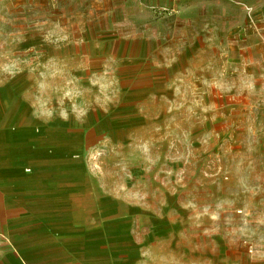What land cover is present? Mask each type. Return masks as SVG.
Here are the masks:
<instances>
[{
    "label": "rangeland",
    "instance_id": "1",
    "mask_svg": "<svg viewBox=\"0 0 264 264\" xmlns=\"http://www.w3.org/2000/svg\"><path fill=\"white\" fill-rule=\"evenodd\" d=\"M27 247L264 264V0H0V258Z\"/></svg>",
    "mask_w": 264,
    "mask_h": 264
},
{
    "label": "crops",
    "instance_id": "2",
    "mask_svg": "<svg viewBox=\"0 0 264 264\" xmlns=\"http://www.w3.org/2000/svg\"><path fill=\"white\" fill-rule=\"evenodd\" d=\"M37 235H29V236H26V237H23L22 236V239H21V241L24 243L25 241H27V242H31V241H33V240H36V239H38V238H41L42 236H37ZM169 237V239H168V241H169V243H170V246L172 245V243H173V241H175V239H176V241H177V251H179V250H183L184 249V244H179V241H181L182 242V240H180V236H175V237H173L172 235H170V236H168ZM151 238L153 239L154 238V235L152 234L151 235ZM182 238V237H181ZM20 241V243H22ZM172 247V246H171ZM169 247H165L164 245H163V243L160 245V247L158 246V245H151V255H150V257L151 258H157V257H169L170 255H169V252L170 253H172V251H173V249H171V250H169L168 249ZM159 251H160V253H159ZM23 253H28L29 255L30 254H35L36 255V253L37 252H35V250H33L32 248H26V249H22L21 251H19V252H15L14 253V256H13V258L11 259V263H13V264H19V259H20V257H22V255H24ZM165 253H167V254H165ZM33 254V255H34ZM40 255H41V253H40ZM8 258V257H7ZM40 258V257H39ZM36 259L35 261V263L34 264H57L56 262L54 263V262H52L51 260H47V259H43L44 257H42V259ZM9 259V258H8ZM8 259H6V260H8ZM16 259V260H15ZM151 262H155V260H152ZM0 264H8L7 263V261H4L2 258H0ZM21 264V263H20Z\"/></svg>",
    "mask_w": 264,
    "mask_h": 264
},
{
    "label": "bare ground",
    "instance_id": "3",
    "mask_svg": "<svg viewBox=\"0 0 264 264\" xmlns=\"http://www.w3.org/2000/svg\"><path fill=\"white\" fill-rule=\"evenodd\" d=\"M30 171L29 168H25L23 171H20L21 175H26Z\"/></svg>",
    "mask_w": 264,
    "mask_h": 264
}]
</instances>
